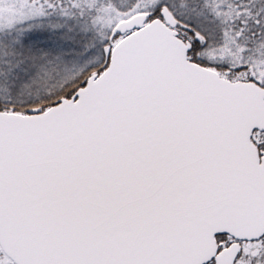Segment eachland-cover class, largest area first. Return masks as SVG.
Returning a JSON list of instances; mask_svg holds the SVG:
<instances>
[{
	"label": "snow or ice",
	"instance_id": "obj_1",
	"mask_svg": "<svg viewBox=\"0 0 264 264\" xmlns=\"http://www.w3.org/2000/svg\"><path fill=\"white\" fill-rule=\"evenodd\" d=\"M0 264H264V0H0Z\"/></svg>",
	"mask_w": 264,
	"mask_h": 264
}]
</instances>
